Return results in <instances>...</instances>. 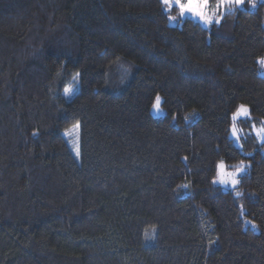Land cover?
I'll return each mask as SVG.
<instances>
[{
	"label": "trees",
	"instance_id": "obj_1",
	"mask_svg": "<svg viewBox=\"0 0 264 264\" xmlns=\"http://www.w3.org/2000/svg\"><path fill=\"white\" fill-rule=\"evenodd\" d=\"M168 17L0 0V264H264V144L231 138L240 105L264 120V3L210 28ZM221 160L250 163L234 191Z\"/></svg>",
	"mask_w": 264,
	"mask_h": 264
},
{
	"label": "snow or ice",
	"instance_id": "obj_2",
	"mask_svg": "<svg viewBox=\"0 0 264 264\" xmlns=\"http://www.w3.org/2000/svg\"><path fill=\"white\" fill-rule=\"evenodd\" d=\"M264 3V0H261ZM160 3L165 7L167 11H171L173 8L179 9V15L183 17L186 14H191L193 17L198 18L205 25H212L213 18H215V22L219 24L221 22L222 16H217V13L222 9L226 8L231 10L233 14H235V10L237 8H243L246 3H249L252 8L256 7V0H215V5L212 7V0H160ZM175 17V18H174ZM169 20L176 21V16H169ZM260 64L264 67V59H261ZM80 73L76 72L73 80L79 83ZM64 94L67 96H71L73 89L71 87L64 88ZM162 98L160 95H156L155 103L153 104V108L157 111L160 110ZM244 115H249V109L245 105H240L239 109L233 116V120L237 117ZM75 127H79V124L75 125ZM255 129V125H253ZM232 135L239 140V136L237 134L236 126L233 125ZM256 136L259 138L260 143L264 144V127L256 129ZM77 155L79 156V151L77 150ZM246 155H251V153H246ZM187 160V157H184ZM217 167V179L213 180V183H220L222 185L230 184L234 189L240 183V178L242 173H245L246 168L250 167V165H246L243 160H241L238 166H234V171H226L227 165L223 160L219 161L216 165ZM183 187H187L184 185ZM237 196L240 195L239 192L236 193ZM255 227V225H252ZM152 233L156 230L153 228ZM145 237L150 238L149 232L145 231Z\"/></svg>",
	"mask_w": 264,
	"mask_h": 264
},
{
	"label": "rangeland",
	"instance_id": "obj_3",
	"mask_svg": "<svg viewBox=\"0 0 264 264\" xmlns=\"http://www.w3.org/2000/svg\"><path fill=\"white\" fill-rule=\"evenodd\" d=\"M262 3L261 0H256V7L255 8H252L251 5L249 3H246L245 6L243 8H237V9H248V10H252V11H255L259 4ZM215 5V2L212 1V7H214ZM178 9V8H177ZM175 9L173 8L171 11H167L169 13V16H176L177 19L176 21H171L169 20V24L171 26H179L182 24V21L186 20V19H191V20H194L195 22H198L200 23L202 26H204L205 28H210L212 27L213 25L217 24L215 22V18H213V23L212 25H205L204 23H202L198 18H195L193 17L191 14H186L184 15L183 17H181L179 15V9H178V12L177 11H174ZM231 10L229 9H226V8H222L218 13H217V16H222V19H221V22L222 20L224 19L225 15L230 13ZM220 22V23H221ZM219 23V24H220ZM261 59H264L261 58ZM261 59H259V66H260V74L261 76L264 77V67L261 66L260 64V61ZM75 94V91L72 92V95L71 96H67L68 98H72ZM162 98V96H161ZM163 100V98H162ZM155 103V102H154ZM244 105V104H242ZM248 109L249 107L247 105H245ZM237 112V111H236ZM235 112V113H236ZM151 113L154 117L156 118H161V117H164L166 115V111L164 110V108L162 107V102H161V107H160V110L157 111L156 109L151 108ZM234 113V114H235ZM233 114V116H234ZM233 116H232V126H231V138L233 139L235 145L241 149L244 153L245 152V146H246V141L250 138V136H256V129H259L261 127H264V120L262 121V124L261 125H257V124H254L253 122H250V120L252 119V116H251V112H250V109H249V115L248 116H244V115H241L239 117H237L235 120H233ZM235 124L236 126V130H237V134L239 136V140L236 139V137H234L232 135V129H233V125ZM253 125H255V129L253 128ZM66 136H67V139L71 145V147L73 148L74 150V153L76 156L77 155V150L79 151V129L77 127H74L72 128L70 131H68L66 133ZM257 139L259 140V138L257 137ZM260 141V140H259ZM246 165H250V163L248 161H244ZM226 164V163H225ZM227 165V164H226ZM251 167V166H250ZM250 167H247L246 168V171L245 173H242L241 176H243L244 174L248 173L249 170H250ZM235 169L234 168H230L228 165H227V168H226V171H234ZM218 171V170H217ZM217 179V176L215 178V180ZM216 185H219L221 186L224 190H228V191H234L237 189V187L239 186V184L236 186V188L234 189L230 184L228 185H222L220 183H215ZM251 225H253V223L250 222ZM255 225V229L258 230L256 224Z\"/></svg>",
	"mask_w": 264,
	"mask_h": 264
},
{
	"label": "clouds",
	"instance_id": "obj_4",
	"mask_svg": "<svg viewBox=\"0 0 264 264\" xmlns=\"http://www.w3.org/2000/svg\"><path fill=\"white\" fill-rule=\"evenodd\" d=\"M175 18V17H174Z\"/></svg>",
	"mask_w": 264,
	"mask_h": 264
}]
</instances>
